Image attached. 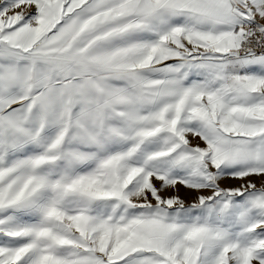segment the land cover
Returning a JSON list of instances; mask_svg holds the SVG:
<instances>
[{
  "label": "snow or ice",
  "instance_id": "snow-or-ice-1",
  "mask_svg": "<svg viewBox=\"0 0 264 264\" xmlns=\"http://www.w3.org/2000/svg\"><path fill=\"white\" fill-rule=\"evenodd\" d=\"M0 264H264V0H0Z\"/></svg>",
  "mask_w": 264,
  "mask_h": 264
}]
</instances>
